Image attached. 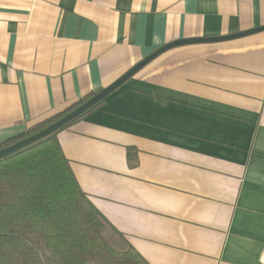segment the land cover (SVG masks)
Wrapping results in <instances>:
<instances>
[{
  "label": "crops",
  "instance_id": "1",
  "mask_svg": "<svg viewBox=\"0 0 264 264\" xmlns=\"http://www.w3.org/2000/svg\"><path fill=\"white\" fill-rule=\"evenodd\" d=\"M264 27V0H0V144L159 48ZM58 132L148 264H264V30L172 47Z\"/></svg>",
  "mask_w": 264,
  "mask_h": 264
},
{
  "label": "trees",
  "instance_id": "2",
  "mask_svg": "<svg viewBox=\"0 0 264 264\" xmlns=\"http://www.w3.org/2000/svg\"><path fill=\"white\" fill-rule=\"evenodd\" d=\"M92 96L3 142L0 150ZM67 125L0 159V264H148L79 187L57 141Z\"/></svg>",
  "mask_w": 264,
  "mask_h": 264
},
{
  "label": "water",
  "instance_id": "3",
  "mask_svg": "<svg viewBox=\"0 0 264 264\" xmlns=\"http://www.w3.org/2000/svg\"><path fill=\"white\" fill-rule=\"evenodd\" d=\"M264 27L253 29L244 33L240 34H235L233 36H225V37H218V38H201V39H191V40H180L173 42L171 44H167L143 60H141L139 63H137L133 68H131L129 71H127L123 76H121L119 79H117L114 83L100 91L99 93L95 94L92 96L90 99H88L86 102L83 104L79 105L69 113L65 114L62 118H60L58 121L55 123L49 125L47 128L44 130L38 132L37 134L30 136L24 140H21L17 142L16 144H13L7 148H4L0 150V159L3 157H6L12 153H15L16 151L27 147L28 145L50 135L51 133L55 132L56 130L62 128L63 126L69 124L72 122L74 119L78 118L81 116L83 113L97 105L99 102H101L103 99H105L110 93H112L115 89H117L120 85H122L126 80L131 78L137 71H139L143 66H145L148 62H150L152 59L163 53L164 51L183 44H193V43H208V42H217V41H225V40H230L246 35H250L259 31H263Z\"/></svg>",
  "mask_w": 264,
  "mask_h": 264
}]
</instances>
